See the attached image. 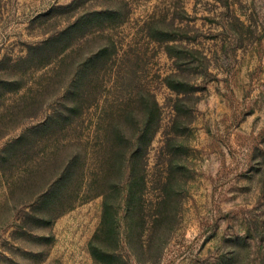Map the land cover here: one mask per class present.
Masks as SVG:
<instances>
[{
	"label": "rangeland",
	"instance_id": "1",
	"mask_svg": "<svg viewBox=\"0 0 264 264\" xmlns=\"http://www.w3.org/2000/svg\"><path fill=\"white\" fill-rule=\"evenodd\" d=\"M0 264H264V0H0Z\"/></svg>",
	"mask_w": 264,
	"mask_h": 264
}]
</instances>
